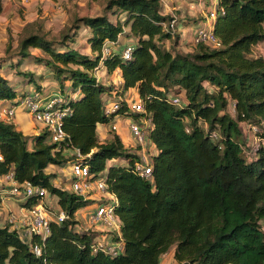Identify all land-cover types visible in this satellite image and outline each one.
Returning <instances> with one entry per match:
<instances>
[{"label": "trees", "instance_id": "obj_1", "mask_svg": "<svg viewBox=\"0 0 264 264\" xmlns=\"http://www.w3.org/2000/svg\"><path fill=\"white\" fill-rule=\"evenodd\" d=\"M160 3L111 0L108 9H116V21L85 17L60 40L30 30L20 40L16 67L37 61L69 82L78 96L63 97L64 142L52 143L45 129L27 137L14 124L0 121V178L14 172L20 184L45 188L67 215L64 222L51 224L44 242L33 238L41 257L10 226L0 225V264H161L172 248L176 264H264V145L249 148L241 128L258 127L256 137L264 142V57L254 54L264 43V0H218L213 28L219 46L195 43L188 54L166 46L173 33L165 27L169 18L161 14ZM81 25L90 30L87 42L95 56L75 47ZM122 37L133 44L118 50ZM107 42L118 44L104 58ZM128 46L133 48L130 60L123 54ZM101 66L110 73L121 71L118 92L98 81L95 72ZM17 74L25 82L33 76ZM16 89L0 74V101L14 99ZM130 90L137 91L145 113L133 112L125 100L104 97ZM42 91L38 86L36 92ZM182 93L184 99L174 104ZM114 102L120 109L108 114ZM117 116L150 120L147 140L157 151L151 179L133 174L138 155L120 137L100 141L99 125H111ZM74 150L90 155L84 163L91 175L103 178L117 201L120 228L113 235L124 251L116 257L95 253L96 234L78 228L79 212L94 201L53 183L57 174L51 168H70ZM115 160L126 165L110 164ZM38 203L31 198L24 206Z\"/></svg>", "mask_w": 264, "mask_h": 264}, {"label": "rangeland", "instance_id": "obj_2", "mask_svg": "<svg viewBox=\"0 0 264 264\" xmlns=\"http://www.w3.org/2000/svg\"><path fill=\"white\" fill-rule=\"evenodd\" d=\"M110 1L111 0H1L0 74L4 78L10 80L15 88H24L27 95L34 94L37 87L42 84L47 85L46 90L50 91V93H56L62 97H66L67 93H69L72 96V89L70 87L66 88L65 81L59 80L48 68H42L45 72L39 73V67H41V64L37 61L27 60L20 68L15 66V64L20 62L18 56L20 40L23 39L27 30L44 34L48 39L60 40L64 34H73L75 32L73 26L75 25L76 20L85 17L107 16L111 21H116L117 15L114 14L116 9H108ZM160 5L162 9L161 14L169 18L167 25H169L173 19L177 20L175 33L171 40L166 41V46L168 48H175V50L183 54H188L195 50L196 32L200 28H207L210 27V25H213L215 19L212 21L209 17H212V14L218 9V0H161ZM123 17L124 15H122L121 18ZM89 36L90 30L81 25V30L75 47L84 54L95 56L87 42ZM11 38L13 39L12 43ZM9 43H11V49L8 51ZM127 43L133 44L132 39L129 40L122 37L117 49L119 47L123 49ZM31 52L34 56H43V53L40 51L31 50ZM254 54L264 57V43L254 48ZM103 68L104 67L101 66V68L96 71L97 75L99 74V77L97 76L98 81L106 87L116 88V92H118L120 84L115 80V74L108 72L107 69L103 70ZM19 70L24 73H32L33 76L28 77V81L25 82L22 78L23 75L17 74ZM102 72L104 73L103 75L101 74ZM32 79L33 81H31ZM62 85L65 87L63 92L60 91ZM42 93L45 94L43 91ZM113 94L116 100H125L130 104L133 103L138 96L136 92L127 94L128 97H124L115 92H113ZM104 97L105 99H108L107 96ZM178 97L183 100L184 94L182 93V95ZM25 98L26 97L18 94L14 99L2 100V102H6L11 107L12 103H18ZM22 110L23 109L16 108V114L10 119L0 115V121L4 120L10 123H12L11 121H17L23 117L21 115ZM26 114V124L20 129V132L27 137L33 136L36 133L39 134L42 125L38 124L28 113ZM120 117L117 116L115 118V122L121 125L118 132H114L111 128L108 129L107 127L105 129V135L101 138V142H111L116 136H118L122 139L129 150L136 153L138 150V143L129 133L128 120L124 116ZM241 128L249 148H258L260 144L259 139L256 137V132L259 130L258 127L242 124ZM153 148L152 145L149 146V149H152L153 153H157ZM113 164L126 165V162L123 160H117L114 161ZM51 170L55 169L52 168ZM56 172L57 179L54 180L53 183L60 188H67V191L72 192L71 186L66 187L67 181L72 175L71 169L67 168L65 172H61L57 169ZM92 198L94 203L81 213V216H83L81 219L84 218V220H82L84 226L89 225L90 213L94 211L98 202L104 201L109 197L106 196L105 198H102L97 194L93 195ZM54 199L53 196L48 194L44 203L47 207L53 208V205L55 206L56 204ZM80 229H84V227ZM173 252L174 248L171 249L168 255V262L171 261V263L165 262L164 264L174 263Z\"/></svg>", "mask_w": 264, "mask_h": 264}, {"label": "built area", "instance_id": "obj_3", "mask_svg": "<svg viewBox=\"0 0 264 264\" xmlns=\"http://www.w3.org/2000/svg\"><path fill=\"white\" fill-rule=\"evenodd\" d=\"M219 10L220 9H216L215 13L212 14V17H209V19L212 21L216 19ZM221 13L224 14L223 9H221ZM176 23L177 20L173 19L169 25H164L165 27H169L174 34ZM195 42L218 47L219 41L214 32L213 25L207 28H200L195 34ZM117 44L118 42H107L102 50L103 57H108L111 50L115 48ZM123 54L126 60H130L133 55L132 46H128ZM173 102L179 105L181 99L175 98ZM128 104L133 112L145 113L144 106L140 100ZM62 105V96L47 95L35 91L34 94H28V96L18 102L16 106L3 111V115L7 117V119H10L16 114V108L23 109L31 115L38 124L42 125L43 129L50 134L51 142L56 144L64 142L68 138L63 126L66 111L62 109ZM120 106V103L117 102L110 104L107 113L111 114L118 111ZM150 124V120L141 123L128 120L129 133L138 143V150L136 152L138 160L132 172L145 179L152 178L153 158L154 155H156V153H153L152 149H149L151 144L147 140ZM120 126V124L114 121V123L110 125V128L112 131L118 132ZM213 137L216 138L215 135ZM260 143L264 145V142ZM153 149L156 150L155 147ZM74 156L75 161L70 166L72 172L70 185L72 193L84 200H92L93 195L97 194L102 198L106 196L109 197L104 201L98 202L94 211L90 213L89 224L92 226H102L108 230H118L119 235L120 221L115 214V204H117V201L109 194L105 180L103 178L95 180L91 175L89 166L84 163V160L89 158L90 155L84 156L79 150H74ZM2 161H4V157L0 153V162ZM0 183L4 186L0 189L1 205L5 203V199L22 200L27 203L31 198H35L39 202L31 208L26 206L22 208V213L19 216L16 214H9L6 225L10 226L12 231H16L20 235L21 239L32 248L37 257H41L42 249L38 244L33 242V238L37 236L44 242L51 234V224L53 222H64L67 219L66 213L63 211L55 212L52 208L47 207L44 200L49 194L48 191L43 187L34 186L29 182L20 184L16 180L14 172L2 176L0 178ZM93 251L95 253L102 252L116 257L123 253L124 244L121 240L116 241L113 235L108 238L96 240ZM168 255L169 253H166L162 256L161 264L169 261ZM168 263H171V261ZM173 264H176L175 261Z\"/></svg>", "mask_w": 264, "mask_h": 264}, {"label": "crops", "instance_id": "obj_4", "mask_svg": "<svg viewBox=\"0 0 264 264\" xmlns=\"http://www.w3.org/2000/svg\"><path fill=\"white\" fill-rule=\"evenodd\" d=\"M119 41H121V38H120V40ZM127 42H128V40H127ZM37 51H39V50H37ZM41 52V51H40ZM102 67H104V66H102ZM40 69H39V73H44L45 72V68L44 69H42L43 67L41 66V67H39ZM103 70H106V68L104 67L103 68ZM102 75L104 74L103 72L101 73ZM115 80L117 81V83H119V84H121L122 83V78H121V71L120 70H117L115 73ZM96 76H98L99 77V74L97 75V72H96ZM66 83V88H69V86H70V84H69V82H65ZM23 85H25V84H23ZM40 87L43 89V92L45 93V94H47V95H57L56 93H50V91H47L46 90V87H47V85H42V84H40ZM17 90V92H18V94H21V93H23V92H25L24 91V88H20V89H16ZM137 93V91L136 90H130L129 92H127L125 95H124V97H128L127 96V94H129V93ZM137 95H138V93H137ZM74 97H77L78 95H73ZM123 96V95H122ZM107 98L108 99H106V100H108L109 102H112V101H114V99H116L115 98V96H114V94L112 95V96H107ZM135 101H139V95L137 96V99L135 100ZM14 106H16V103H12V106L10 107L6 102H2V101H0V115H3V111H5V110H8V109H10V108H12V107H14ZM27 112L26 111H24V110H22V116L23 117H21L20 119H18L17 121L15 120V121H11L12 122V124H14L15 125V127H16V129L18 130V131H20V129L26 124V117H25V115H27L26 114ZM4 116V115H3ZM30 117H31V115H30ZM2 121H4V120H2ZM5 122H8V121H5ZM10 123V122H9ZM110 125H108V126H104V125H99V127H98V136H99V138H100V141H101V138L105 135V133H106V128L108 127V129L110 128L109 127ZM43 132V128L41 127L40 128V133L39 134H41ZM38 133H36L35 135H33V136H36V135H39ZM33 136H29V137H33ZM103 143V142H102ZM106 143V142H105ZM115 161H117V160H115ZM112 163H114V161L113 162H111L110 164H112ZM52 168H54V167H52ZM51 168V169H52ZM69 168V167H68ZM55 170H53L54 172H56V170L57 169H59V168H54ZM67 169V168H66ZM66 169H59V171H61V172H65V170ZM57 173V172H56ZM70 176V175H69ZM71 179H72V177L70 178L69 177V180L67 181V185H66V187H68V186H70L71 185ZM4 186L0 183V189L1 188H3ZM61 189H63V188H61ZM63 190H67V188L66 189H63ZM55 199V201H56V204H55V206L53 205V208H52V210H54L55 212H58V211H60V208H59V206H58V198L57 197H54ZM24 204H26L24 201H22V200H12V199H5V203L4 204H2L1 205V213H0V225L1 226H6V224H7V220H8V217H9V214L10 213H12V214H16V215H21V213H22V211H21V209L22 208H25V206H24ZM85 211V209H83V210H81L80 212H79V214H78V216H77V220L79 221V225H78V228L80 229V228H83L84 227V229L83 230H89V231H92V232H94L95 234H96V236H97V239L96 240H101L102 238H108L109 236H113L112 234L113 233H115V234H118V230H108L107 228H104V227H102V226H92V225H87V226H84L83 225V223H82V220H84V218H82L81 219V217H83V216H81V213H83ZM4 216V217H3ZM82 226V227H81ZM12 230V229H11ZM163 264V263H162Z\"/></svg>", "mask_w": 264, "mask_h": 264}]
</instances>
